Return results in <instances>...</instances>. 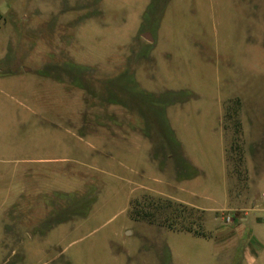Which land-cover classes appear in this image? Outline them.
<instances>
[{"label":"rangeland","instance_id":"374dc122","mask_svg":"<svg viewBox=\"0 0 264 264\" xmlns=\"http://www.w3.org/2000/svg\"><path fill=\"white\" fill-rule=\"evenodd\" d=\"M7 54L17 73L0 77V264H243L232 243L130 220L129 196L155 184L139 174L150 154L140 142L131 165L132 143L118 154L100 137L115 138L114 119H131L130 107L155 139L148 127L163 125L166 110L202 174L165 194L221 207L223 102L239 100L243 141L264 128V0H0V59ZM137 90L158 97L157 110ZM250 189L260 195L264 176ZM252 200L237 194L238 212H221V223L243 224Z\"/></svg>","mask_w":264,"mask_h":264},{"label":"crops","instance_id":"0c3cea01","mask_svg":"<svg viewBox=\"0 0 264 264\" xmlns=\"http://www.w3.org/2000/svg\"><path fill=\"white\" fill-rule=\"evenodd\" d=\"M143 36L150 38V40H148L147 38L146 39L143 38ZM140 38L142 40H145L146 45L153 44V39L149 34L141 32ZM228 101L226 102L224 101L221 106V123L223 129V161H224L226 179H227V191H226V198L224 202H222V206L219 208H215L213 210L206 209L200 206L191 205L179 198H174L170 195L165 194L166 188L170 189L172 192H175L177 190V187H179L178 188L179 190L185 192L186 188H188L189 186L195 187V185L199 184L198 180H196L197 177L200 174H202V171L199 170L197 165L193 162V160L198 161L197 158L193 154L188 153L183 148L181 142L178 140L176 130L174 126L171 124V121L168 118V113L166 110L163 116L164 117L163 125L161 124L159 126L156 125V127L154 128L148 127L150 131H154L153 133L155 134V139L150 134H145L142 132L141 125L145 127L146 122L143 121L145 118L138 117L137 113L132 111L130 107H127L128 110H130L128 113L132 115L131 119H129L128 121H124L116 117L114 119L115 127H116V129L114 130V134L116 135L115 138H112L111 136L107 137L105 136V134H101L100 141H105L109 143H111V141H115L113 145H115L118 154H120V152L123 151L121 148L123 142L124 143L127 142L128 144L129 142L132 143L134 147L132 148V151H128L130 155L125 154L124 153L125 151H123L124 153L123 156L130 158L131 165L137 164L135 158L137 154L136 152H138L139 149H141V145L143 142L145 143V147H144L145 152H147L148 155L150 154L149 163L152 166L151 167L146 166L143 169H140L139 174L140 177H143L145 179L150 177L154 178L155 184H150V183L148 185L146 183L142 184L139 187V189L136 191L137 193L135 192L136 194L134 193L131 196H129L127 215L130 220H132L128 214L130 201L132 199L137 198L139 195L147 194L154 197L169 199L174 202H178L188 207L202 211L205 217V225H206L205 228L207 229V232L211 234V237L208 239L218 240L220 241V243H222V245L224 244L225 246L231 243L232 245H237V248H239L241 262L243 264H256L258 261H262L264 263V245L261 239V235L264 234V230L261 231L257 230L255 233H252V231L257 229L258 226L256 225L263 224L261 220L264 217V198L262 197L264 191H262L260 195H256L250 189L251 178L256 179L257 177L261 176L262 178L264 176V128L262 127L260 128L259 125H258V129L255 126H252V129L255 132L257 130H261V133H259V135H261V138L255 137L253 141H247V142L244 140L245 161H246V170H247V193L249 197L253 198L251 202V209L249 211L250 213H246L245 217H243L244 223L237 226H225L224 224L221 223L220 220V213L225 210H230V200L228 196L229 180L227 177V166L225 160V130L223 128V116L225 113V104H227ZM111 118L112 117L109 118L110 121L113 119ZM141 119L143 121L142 123H141ZM73 124H75V120L73 121ZM262 124L264 125V120H262ZM256 140H258V144H260L261 147L257 148V145L254 146ZM156 149H161L163 151V153H159L163 157L162 164ZM153 170H155V172H153ZM157 172L161 174L163 178H161L160 175H157L158 174ZM0 211H2L0 213L6 212L4 208L0 209ZM234 219H232V221H235ZM136 222H142V221H136ZM145 224L155 226L153 224H148V223ZM248 225L250 226L251 233H249L246 236V228ZM243 237L246 239H243ZM17 239L19 240V242H21V237H18Z\"/></svg>","mask_w":264,"mask_h":264},{"label":"trees","instance_id":"16d2710c","mask_svg":"<svg viewBox=\"0 0 264 264\" xmlns=\"http://www.w3.org/2000/svg\"><path fill=\"white\" fill-rule=\"evenodd\" d=\"M11 56L12 55L7 54L0 59V77L11 76L17 73L13 69L17 65L11 67L14 63L13 60L9 61ZM125 72L126 77L133 76L132 72L128 69ZM129 83L133 84V80L131 79ZM125 85H128V83H125ZM137 91L140 100L142 103H145L148 109L157 110L159 106V104H157L158 97L141 90ZM235 104L236 107L227 103L223 116V128L225 133L227 129L231 131L229 140L226 141L225 138V160L227 177L229 180L228 196L230 204L232 199L237 197V194L239 195L242 192H247L245 144L242 138V127L239 119L240 102L238 99L235 100ZM128 214L134 221H142L157 225L173 232L189 233L206 239L211 237V234L202 228L201 224L204 218V213L202 211L169 199L143 194L130 201ZM61 221H63V219Z\"/></svg>","mask_w":264,"mask_h":264},{"label":"built area","instance_id":"2783aa9c","mask_svg":"<svg viewBox=\"0 0 264 264\" xmlns=\"http://www.w3.org/2000/svg\"><path fill=\"white\" fill-rule=\"evenodd\" d=\"M262 197L264 198V193L262 194ZM230 213L234 214L235 212H234V210H233V211H231ZM224 219H225V221H226L227 223L231 222V220H232V218L230 217V214H229L228 216H226ZM261 222L264 224V217L262 218Z\"/></svg>","mask_w":264,"mask_h":264},{"label":"flooded vegetation","instance_id":"af4514ba","mask_svg":"<svg viewBox=\"0 0 264 264\" xmlns=\"http://www.w3.org/2000/svg\"><path fill=\"white\" fill-rule=\"evenodd\" d=\"M54 214H56V213H51V214L47 215V216L45 217V219H47V218L52 219V217L54 216ZM54 217H55V216H54Z\"/></svg>","mask_w":264,"mask_h":264},{"label":"water","instance_id":"95a60500","mask_svg":"<svg viewBox=\"0 0 264 264\" xmlns=\"http://www.w3.org/2000/svg\"><path fill=\"white\" fill-rule=\"evenodd\" d=\"M143 38H145V39H146L147 37H146V36H143ZM147 39H148V40H150V38H147ZM25 70H28V69H25Z\"/></svg>","mask_w":264,"mask_h":264}]
</instances>
